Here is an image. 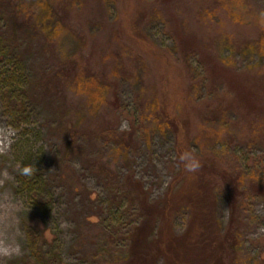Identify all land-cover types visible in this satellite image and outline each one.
<instances>
[{
	"label": "rangeland",
	"instance_id": "obj_1",
	"mask_svg": "<svg viewBox=\"0 0 264 264\" xmlns=\"http://www.w3.org/2000/svg\"><path fill=\"white\" fill-rule=\"evenodd\" d=\"M21 1L34 12L28 22L13 24L9 10L0 16V73L14 72L22 100L11 102L0 88V241L21 254L0 255V264L114 263L142 218L129 178L159 207L180 171L177 141L231 180L246 176L236 190L218 172L216 215L226 228L238 196L234 263L264 264V199L251 187V177L264 180V139L252 141L230 109L205 114L214 97L205 59L180 38H198L212 61L228 58L236 72L254 65L264 72V0H49L53 20L45 26L35 16L43 0ZM97 83L108 97L90 107L83 93ZM155 99L178 118L176 133ZM199 131L203 138L194 139ZM25 166L41 194L26 190ZM188 217L177 209L170 230L182 233ZM163 228L160 219L152 237Z\"/></svg>",
	"mask_w": 264,
	"mask_h": 264
},
{
	"label": "trees",
	"instance_id": "obj_2",
	"mask_svg": "<svg viewBox=\"0 0 264 264\" xmlns=\"http://www.w3.org/2000/svg\"><path fill=\"white\" fill-rule=\"evenodd\" d=\"M41 4L40 13L35 14L36 22L45 26V24L48 25L53 20V4L49 0H43ZM7 10L11 12L13 24L15 25L28 22L32 18L31 14L34 13L21 0H0V16ZM212 12L209 11L207 13L209 19L213 18L212 14L214 12ZM51 29L54 33L59 31L58 26L55 24ZM176 31L178 34V30ZM180 38L186 52H197L200 55L202 54L205 59V61H201V64L206 71V85L214 96L206 103L205 114L216 113V115H222L223 111L230 109L236 113L237 119L242 122L238 121V126L246 133H249L252 141L264 139V72H260L259 68L256 71L257 65L249 66L243 69L242 72H236L229 64L228 58H224L225 60L220 59L217 62L212 61L213 59L211 58L213 57L208 52V46L206 45V50H204V45L198 38L189 37L188 35L185 37V34ZM4 52L5 47L0 48V59L4 57ZM61 71L64 72V70ZM7 73V70L0 73V88L8 93L11 102L15 101L20 105L22 100L18 94L16 95L14 85L15 82L20 84L18 77L15 78L14 72L10 73V75ZM89 81L91 82L88 83L93 84V80ZM100 82L103 85V82ZM93 87L86 86L85 89L87 90L83 93L85 94V104L90 105V107L94 104H99L101 99L108 97V94H106L107 90L103 91L99 84L97 90ZM104 93L105 95L103 96ZM112 98L114 101L110 104L116 107V100L113 95ZM150 104L152 107L155 106L157 111L158 109L163 111L170 118L175 133L180 129L181 125L178 118L169 108L160 105L156 99L151 101ZM199 117L203 121L206 120L207 123L208 116H206V119L202 116ZM205 130L206 141H211L214 136L210 135V133L208 134L207 129ZM215 134L217 133L215 132ZM115 137L120 140L117 143V149L121 148L126 154L129 146L128 140L125 141L122 134ZM201 137L203 138V135L201 136L199 131L194 136V139L199 140ZM70 144L66 145L67 151L71 149ZM175 149L177 150L180 171L170 185L173 192H167L159 207L158 205L150 204L147 193L137 180L133 179L132 176L129 178V187L133 195L131 200L132 202L137 201L138 211L142 218L140 223L133 227L128 235L130 244L126 253L118 254L116 259H114L115 262L108 264H154L159 258L163 259L164 264H235L234 253L238 245L235 211L238 205V196L232 199V215L228 226L222 229L216 215V191L223 190V186L217 178V174L218 172L220 174L223 172L222 179L226 182L228 181L227 183H234V189L236 190L246 179V176L237 174L235 176L236 181L231 180L225 170L217 168L219 164L216 162H212V165L207 164V166L206 164H201L202 169L198 174L189 172L180 159L185 152H189L185 143L177 141ZM24 176H26L23 180L26 190L31 193L41 194L36 176L34 174ZM251 178L253 179L251 187L264 199V180L257 177ZM177 182H179V185L174 188ZM171 193H174L175 197H171ZM181 207L188 209L189 217L185 230L180 234H175L170 230V221L173 213ZM160 219L162 224L164 223V228L154 238L152 237L154 228L156 223L160 222ZM38 262L39 260L35 259V263L37 264Z\"/></svg>",
	"mask_w": 264,
	"mask_h": 264
},
{
	"label": "clouds",
	"instance_id": "obj_3",
	"mask_svg": "<svg viewBox=\"0 0 264 264\" xmlns=\"http://www.w3.org/2000/svg\"><path fill=\"white\" fill-rule=\"evenodd\" d=\"M180 159L189 172H196L202 167L200 160L192 152H185ZM21 171L24 175H31L33 168L31 166H25ZM20 254L21 248L19 245H10L6 241H0V255L11 257Z\"/></svg>",
	"mask_w": 264,
	"mask_h": 264
}]
</instances>
